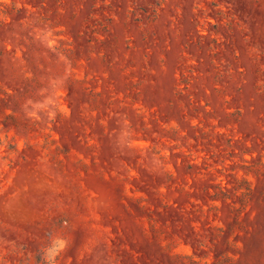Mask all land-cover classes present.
<instances>
[{
  "label": "rangeland",
  "instance_id": "obj_1",
  "mask_svg": "<svg viewBox=\"0 0 264 264\" xmlns=\"http://www.w3.org/2000/svg\"><path fill=\"white\" fill-rule=\"evenodd\" d=\"M0 264H264V0H0Z\"/></svg>",
  "mask_w": 264,
  "mask_h": 264
}]
</instances>
